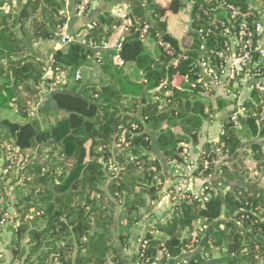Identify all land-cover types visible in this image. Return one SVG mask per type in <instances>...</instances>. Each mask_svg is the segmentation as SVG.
Returning a JSON list of instances; mask_svg holds the SVG:
<instances>
[{
	"label": "trees",
	"instance_id": "obj_1",
	"mask_svg": "<svg viewBox=\"0 0 264 264\" xmlns=\"http://www.w3.org/2000/svg\"><path fill=\"white\" fill-rule=\"evenodd\" d=\"M17 1H26L20 11L0 13V153L6 157L1 148L6 140L33 160L23 170L15 159L3 167L12 184L30 179L14 204L21 218L38 214L15 230L18 244L29 246L25 262L118 264L141 212H151L160 200L166 182L163 163L173 168L186 164V146H196L203 124L228 106L220 96L215 108L208 100L209 84L199 63L221 74L227 59L238 53L231 35L246 23L253 33L248 73L257 84L243 114L222 120L219 140L203 147L194 174L208 179L210 187L202 200L189 196L173 205L166 220L155 223L140 241L133 264L158 258V264H259L255 256H264V190L250 179L254 170L244 163L251 159L255 170L264 169V145L252 143L237 162H220L233 158L245 140L264 139L258 119L264 106V63L259 64L256 51L261 10L255 5L264 0H109L119 2L125 15L116 16V6L74 34L72 43L54 52L50 79L46 66L27 56V42L60 35L67 22L65 0ZM230 7L239 12L234 18ZM46 16L51 30L41 23ZM179 18L187 20L188 43L174 32L184 25H175ZM120 28L125 38L121 55L116 48L104 49ZM158 35L170 43L172 53L160 49L154 58L147 42ZM93 66L102 79L85 85V71ZM81 69L83 79L75 81ZM61 74L66 83L56 84ZM245 77L246 70L228 87H240ZM43 87L49 92L45 103ZM10 110L25 121L1 116ZM204 162L209 164L205 170ZM5 184L0 179V199ZM201 223L207 229L194 240Z\"/></svg>",
	"mask_w": 264,
	"mask_h": 264
},
{
	"label": "crops",
	"instance_id": "obj_2",
	"mask_svg": "<svg viewBox=\"0 0 264 264\" xmlns=\"http://www.w3.org/2000/svg\"><path fill=\"white\" fill-rule=\"evenodd\" d=\"M42 1V0H41ZM91 9L84 17H78L76 11V0H65V14L67 18V34L73 36L79 32L83 27H90L98 17L106 11L113 10L120 2H110L109 0H90ZM118 1V0H117ZM1 2V1H0ZM43 2V1H42ZM26 1L19 2L17 0H12L9 3H4L0 5V13L10 14L14 11H20ZM257 9L261 10V30H260V41L259 46L261 50L264 51V3L255 4ZM42 25L45 27L49 26V16H46L45 19H41ZM51 30V29H50ZM123 31V28L117 30L113 39L110 43L104 47L105 50H110L116 48L118 39ZM58 36V35H57ZM56 36V37H57ZM54 37L52 40H39L36 43H29L27 56L34 57L37 61L43 63L46 66L45 78H52L53 73L49 68V64L53 60L54 52L58 49H65V46H62ZM59 37V36H58ZM19 39L24 40V36L21 33ZM148 52L152 57L156 58L159 55V51L156 46L152 43V46H147ZM95 84V82L87 80L85 85ZM257 81L245 77L241 80V85L238 87L234 84L230 87H223L220 85L213 86L212 90L206 94L208 100L213 104L214 108L216 107V97L220 96L229 104L227 107L218 111L214 116L211 122H205L201 128V133L199 136V142L196 146H188L187 155L190 161H198L202 153L203 147L208 143H216L219 140L220 134L222 133V120L228 117H236L237 115L242 114L244 103L250 98L252 90L256 87ZM44 99V98H43ZM42 99V101H43ZM17 114V115H16ZM3 118H7L13 122H24L25 120L18 114L17 110L4 111L1 113ZM252 143H259L264 145V139H253L251 141H244L241 150L247 149V147ZM204 180L200 178H195L190 180L191 187H200L203 184ZM171 187V179L166 177V182L164 183L163 189L160 193V200L157 204L153 205L152 211L149 212L145 208L141 212V216L138 224L132 230V236L129 241V247L126 250H121L119 252V262L118 264H133V257L137 253L139 244L143 236L149 232L153 223H156L157 220L165 221L168 215L167 208L168 205V191ZM177 264V263H176Z\"/></svg>",
	"mask_w": 264,
	"mask_h": 264
},
{
	"label": "rangeland",
	"instance_id": "obj_3",
	"mask_svg": "<svg viewBox=\"0 0 264 264\" xmlns=\"http://www.w3.org/2000/svg\"><path fill=\"white\" fill-rule=\"evenodd\" d=\"M181 21L184 22V25L178 26V23ZM186 21H187L186 19H180V18L176 19L175 25L178 26L179 28H177L178 30L174 31V32H175V34H177V36L181 40L188 43L192 39H191V37H188L185 35L186 31L188 30V28L185 25V24H187ZM152 43L154 44L153 41H151V40L148 41L147 46L148 47L152 46ZM158 51H160V50L158 49ZM128 72L132 76L133 79H135V80L139 79L138 75L135 72H133L129 69H128ZM89 79H91V81H93L95 83H98L99 80L102 79V76H101V74L98 71V68L96 66H93L92 70H86L85 71L84 82H86L87 80L89 81ZM54 88H56V87H54ZM43 92H44V97H43L44 99H43L42 103H45L46 102L45 96L48 95L49 92L45 87H43ZM50 122H52V120H50ZM177 131L181 132V130H179V129ZM188 146H191V145H188ZM188 146H186L185 151H184V154L186 156L185 162L190 161L188 159V155L186 153ZM1 148H3L6 151V157L4 158V152L2 151L0 153V179L6 181V184H5L6 188L3 189V193H5V194L0 199V216L2 217L0 219V264H27L25 262V259H26V256L28 255V247L29 246L26 244L25 241H23L20 245L18 244V241H17L18 238L15 234V232H16L15 230L22 227V225L24 223H28L29 221H32L36 217V215H38V214H32V213H34L32 211V213L30 215H27L24 218H21V216L20 215L18 216V214L16 213V210L14 209V204H15V202H18L20 193L25 192L28 181H30V179L28 178V181H27L25 178H19L12 184L13 180L11 178L5 179V177L7 175L6 174L7 170L3 169V167H4L5 161H8L10 159H15L17 165L21 168V170H23L26 168V166H28V164L32 163L33 160L31 159L32 156L30 154H27V155L18 154V151L14 150L12 145L6 140L2 143ZM243 155H244V150L240 151L239 154L235 155L233 158H230V159L224 158L220 162V164H223L225 162H230V163L237 162L241 157H243ZM198 161H192V162H194L197 165L195 167L199 168ZM244 165L246 167H248L249 169L254 170L252 172L250 179H252V181L255 182V184L257 185L258 188H260L261 190H264V169H262V170L256 169L255 170V165L252 163L251 159H247V161L244 163ZM183 166H185L182 168L183 170H179L178 169L179 166H176L175 168H173L171 166L168 167V165L165 162L163 163L164 173H165L166 177H168V179L169 178L171 179V186L176 181H178V179L180 180L179 174L184 175L185 177L183 179L186 178L187 180H189V182H190V180L197 178L196 176H198V175L194 174V173H196V171H194L191 175L190 174L188 175V173H190V171H188L185 164ZM172 170H174V171L172 172ZM177 170H179V173L177 172ZM215 174L218 175L219 172L217 171ZM216 175H215V177H216ZM205 182H206V180H204L203 184L200 187H198V188L194 187L193 190H195V191L199 190L201 187H203ZM209 182L210 181L208 180L207 183H209ZM209 187L210 186H208V188ZM168 205H169L168 206L169 209L167 208V211H168V215H169V213L171 212L172 207H173V201L169 197H168ZM226 214H227V212H226ZM157 222H160V220H157L156 223ZM154 225H155V223L152 224L149 232L152 231ZM203 227L204 226L202 223L197 224L195 231L199 232V234L200 233L202 234V232H200V228H203ZM116 228H117V226H115V230H116ZM149 232H147V233H149ZM204 238H205V235H204ZM20 253H23L22 257L19 256ZM219 253L220 252L215 251V256L216 257L221 256Z\"/></svg>",
	"mask_w": 264,
	"mask_h": 264
},
{
	"label": "built area",
	"instance_id": "obj_4",
	"mask_svg": "<svg viewBox=\"0 0 264 264\" xmlns=\"http://www.w3.org/2000/svg\"><path fill=\"white\" fill-rule=\"evenodd\" d=\"M90 1L89 0H81L79 2V4L76 7V11H77V16L78 17H84L85 12L87 11V8L89 7ZM231 11H232V17L234 18L235 16H237L239 14L238 10L234 7H230ZM114 14L116 16H121L123 17L125 15L124 12V8L117 6L116 10L114 11ZM128 24L130 25L131 22L128 21ZM260 30H261V25H258L256 27V32L258 34H260ZM124 31V28H123ZM122 31V33H123ZM147 31H148V26H145L144 29L142 30V38H145L147 35ZM122 33L119 37L116 49L118 51H121L123 48V45L125 44V38L122 36ZM226 35H231L230 30H226L225 32ZM59 36V42L62 46H67L70 43L73 42V37L67 34V23H65L61 30H60V35ZM253 33L248 31V27L246 23H243L239 29L238 32H235L233 35H231L232 38V46L233 47H239L238 49V53L232 55L231 57H229L227 59V63L226 66L222 69L221 74H217L212 68H210L205 62H200L199 65L201 67V71H202V75H203V80H207L209 86L206 85L208 91L210 92L212 90L213 86H223V87H228L235 79L238 75L241 74L242 71L246 70V77H250V78H254L252 77L248 71H249V63L252 57V47H253ZM154 45L160 50H164L167 54H171L172 53V49H171V45L170 43L164 41L161 39V37L158 35L157 36V40L154 41ZM256 51L259 52L258 55V60H259V64H263L264 63V51L261 50V47L258 46L256 48ZM253 69H256V66H253ZM258 75V74H257ZM83 79V73H82V69L78 70L74 76V80L75 81H81ZM58 83H66L67 77L65 74H61L56 78ZM202 79L199 80V82L203 81ZM260 89H262L260 87ZM244 111V110H242ZM243 114V112H242ZM259 123L262 125V127H264V106L262 107L259 116ZM186 168L188 169V171H190V173H188V175L192 174L194 171L198 170V167L194 162L192 161H186ZM209 166L208 162H204L203 163V170L207 169ZM185 167L183 165H180L178 167L179 170H183L182 168ZM179 170H177V172L179 173ZM180 175V180L178 179V181H176L170 188L168 191V197L173 201V205L181 202L184 199L189 198V196L191 198L194 199H199L202 200L203 197L205 196V192L208 190V186H206V183L208 181V179H203L206 180V182L204 183L203 187H201L199 190L195 191L193 190V188L191 187V184L189 182V180H187L186 178L183 179L185 176L182 174ZM203 176V172L199 173V177ZM187 177V176H186ZM201 179V178H200ZM207 228L204 226L203 228H200V232L204 233L205 230ZM146 235L143 236L142 239H144ZM198 236V232L194 231L192 234V238L194 240L197 239ZM141 239V241H142ZM147 242L145 241L141 247L144 249L146 247ZM139 249V248H138ZM258 249V248H257ZM138 252V251H137ZM262 253L258 252L255 256L256 261H259V264H264V256H261ZM159 262V258L156 259L154 262L149 263V264H158Z\"/></svg>",
	"mask_w": 264,
	"mask_h": 264
},
{
	"label": "water",
	"instance_id": "obj_5",
	"mask_svg": "<svg viewBox=\"0 0 264 264\" xmlns=\"http://www.w3.org/2000/svg\"><path fill=\"white\" fill-rule=\"evenodd\" d=\"M57 38V40H59L60 38L59 37H56ZM120 55L122 54V51H120V53H119Z\"/></svg>",
	"mask_w": 264,
	"mask_h": 264
}]
</instances>
